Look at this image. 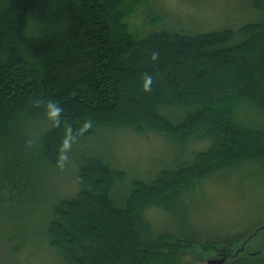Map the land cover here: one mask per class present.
<instances>
[{
  "label": "trees",
  "instance_id": "obj_1",
  "mask_svg": "<svg viewBox=\"0 0 264 264\" xmlns=\"http://www.w3.org/2000/svg\"><path fill=\"white\" fill-rule=\"evenodd\" d=\"M125 2L0 0V243L9 254L36 237L51 264H195L171 257L183 248L231 256L243 236L210 238L227 242L217 247L177 230L209 180L264 176V0H248L251 17L235 30L140 39L123 21ZM105 130L158 135L177 148L176 162L131 180L88 151ZM59 174L77 189L49 190ZM40 205L42 228L25 235L14 213ZM238 253L234 264H264V254Z\"/></svg>",
  "mask_w": 264,
  "mask_h": 264
},
{
  "label": "rangeland",
  "instance_id": "obj_2",
  "mask_svg": "<svg viewBox=\"0 0 264 264\" xmlns=\"http://www.w3.org/2000/svg\"><path fill=\"white\" fill-rule=\"evenodd\" d=\"M247 2L248 0H135L137 6L132 0H126L124 10H127V17L123 21L136 39L162 29L183 30L188 35L224 28L235 30L251 17L247 12ZM105 131L108 133L98 134L95 142L86 145L88 151L104 157L114 168L124 171L131 180L148 181L160 170L176 162L177 148L158 135L148 133L142 136L130 130ZM205 147V143H199L188 146L187 149L202 150ZM239 172L231 179L209 180L203 186L204 193L192 195V198L190 196L186 201L184 220L188 227L177 230V233L197 240L243 235L230 243L235 251L233 255L222 256L218 249L211 254L197 248H183L176 250L172 259L195 264H234L238 252L243 253V259L249 262H256L261 258L264 254V223L254 224L264 219V176L255 169ZM248 182L252 184L251 187L246 185ZM226 184L227 187L224 188ZM77 187L74 177L59 174L51 180L49 190L57 192L61 197L67 195L65 190L71 192ZM14 215L24 220L25 235L31 230H41L44 216L41 205L35 207L33 212L25 206L20 207ZM148 215L155 226H162V215L153 211ZM166 222L169 228H174L176 224L174 217L167 216ZM14 225L17 226V223ZM27 239L29 242L26 247L17 254H9L0 243V264H51V256L45 257L43 247L38 249L37 238ZM213 241L217 247L227 244ZM160 257L155 259L159 260Z\"/></svg>",
  "mask_w": 264,
  "mask_h": 264
}]
</instances>
